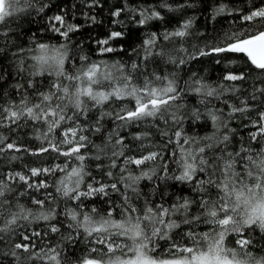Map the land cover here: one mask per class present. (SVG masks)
Segmentation results:
<instances>
[{"label":"snow or ice","instance_id":"snow-or-ice-1","mask_svg":"<svg viewBox=\"0 0 264 264\" xmlns=\"http://www.w3.org/2000/svg\"><path fill=\"white\" fill-rule=\"evenodd\" d=\"M23 0H0V22H5L7 18L16 13L24 11L18 7ZM89 7H97L100 0H85ZM48 5H42L37 11L43 12ZM28 8L33 5L28 3ZM160 8L167 9L169 12H175L185 7H191L188 4H180L176 8L168 3V0H160ZM128 13L131 15V23L136 25V29L151 28L154 21L163 20L164 17L156 6H137L131 7L127 3L123 7L117 8L111 12L113 17L111 23L122 25L123 21L119 17ZM238 13L242 29L225 32L218 42L207 44L204 48H196L194 55L189 59H198L199 57L215 56L216 64L228 61L224 68L223 79L219 86L212 87L203 83L201 80H194L198 85L194 88L197 93L207 97L219 99L225 93L233 95L242 94V85L248 81L249 76L254 71L260 76H264V0L258 3H252L251 8L246 10L230 9L226 3H219L214 9L213 19L220 15H235ZM87 15V14H85ZM92 23L98 21L95 16L91 17ZM50 30L64 39V43L51 45L43 42H35V53L31 56L33 61V71L30 76H42L45 73H54L57 81L51 85L47 92L39 93V103L30 104L27 94L21 96L19 104L11 101L7 104H0V126L6 124H17L22 119L33 121L43 120L48 124V133L45 134L47 146H41L35 151L21 149L14 142L6 143L4 137L0 136V155L5 151L13 152L29 151L31 155H40L54 152L57 156L67 158L63 167L57 164L51 168L33 167L29 169L30 175L22 173H9L8 179L18 180L27 185L28 189L39 191L47 189L49 184L46 180H33L41 175L53 173H64L56 182V192L68 201L80 202L77 207L83 209V199L91 197H109L112 193H120L123 198V210L120 212V219L113 218L116 206L110 207L106 216L96 219L97 209L92 208L91 212L66 208L63 215L70 219L69 228L76 231L77 237L84 236L85 243H95L103 248L91 247L83 258L79 259L78 264H264V257L255 258L247 249L252 245L251 239L244 238L246 230L259 229L264 233V150L260 153L243 155L246 149L232 154L228 153L227 158L223 154L216 157L206 155L208 151L217 149L218 144L229 142V135H224L222 140L215 143H207L198 147L195 151L188 150L179 145L182 133L177 131L175 136L180 147V159L177 161L178 175L169 176L167 174V165H164L165 176L161 179H171L180 185L188 184L192 193L199 194V200L187 196H177L176 202L170 207L163 204L147 206L140 214V210L130 205V197L127 191L130 189L137 193L135 185L141 179L151 180L156 174L155 169L151 172H141L139 176L123 175L128 165H135L138 168L145 165L146 162L155 161L161 157L162 153L158 151L149 152L147 155L127 156L125 149L131 150L126 144L124 137L119 136L115 139L113 148L119 146V151L112 152L110 169L118 167L117 159L123 158L124 166L120 168V179L114 183H103L92 177L86 171V159H100V155L95 157H86L83 150L90 144L89 138L84 135L86 128L81 123V117L87 119L88 113L92 109L106 106L109 103L127 100L130 104L134 101L133 107H121L119 111L102 112L100 119L105 116L118 122L119 127H131L140 122H146L149 119L156 121L164 119L167 122L165 113L178 95L179 90L175 78L167 76L154 75L149 77L144 75L143 83H139L141 73V64L139 58L133 62L130 67L123 62L107 64L103 61H91L87 55L79 57L80 66L73 64L74 71L68 72L65 68L69 56V42L71 34L78 32L81 28L79 24H70L67 22L65 14H56L49 18ZM193 20L187 19L179 24L172 31H165L160 34L156 31L146 32L141 44H138L133 53L143 50V62L147 64L150 58L157 56L163 57V51H157L158 41L162 38L169 43L183 44L185 39L191 35ZM126 31L110 30L107 36L96 41L98 54L103 56L107 53L123 51V44L119 48L111 46L113 42L125 39ZM186 51V49H179ZM237 59H242L248 71L244 69L236 70L232 67ZM176 63L175 60H171ZM184 59L179 60V65L185 64ZM24 69L21 68V71ZM195 77V73L193 74ZM2 79V77H0ZM64 80L69 81L68 84ZM264 84V80L258 81ZM33 81H28L27 87L32 88ZM25 86L15 85L17 91ZM250 99L253 103H264V87L257 88L255 83L252 85ZM241 106L229 105L231 117L235 113H247L252 111L251 105L247 99L240 101ZM257 117L251 123L256 129L250 133L253 141L259 137H264V111L256 109ZM71 112V115L67 113ZM217 129L223 124L221 117L214 113H209ZM175 119V117H173ZM65 122H70L65 126ZM95 127V132H100L101 128ZM226 127V124H223ZM63 129V131H61ZM51 133H57L59 139L48 140L47 136ZM118 133L109 136V142ZM167 135V133H163ZM148 137V133L137 134L134 140L142 141ZM209 141L214 137H207ZM172 141L169 140V143ZM184 144L190 143L189 139H184ZM143 147V145H141ZM101 153L103 148L96 146ZM175 156V153L173 154ZM15 158V157H13ZM69 160L79 161V165L71 167ZM243 171H236L237 167ZM100 168V165H97ZM70 168V170H69ZM198 174H207L208 179H200ZM108 177H113L114 173L109 170ZM88 177V180L85 178ZM216 177V179H213ZM124 184V192H121L119 184ZM86 184V189L82 190V185ZM215 189L216 199L213 200L210 192ZM12 191L11 188L0 180V197L5 192ZM184 192V188L180 189ZM23 195V193H21ZM50 196V194H49ZM32 203L39 206L42 210L39 213H32L31 210H25L21 206L22 214H12L7 225H17L19 220L29 223L44 221L48 224L47 231H33L31 234L21 233L22 239L14 244L10 253L0 251V257L6 258L7 255L19 260L16 250H22L27 253L36 248L33 243V237L47 236L48 232L57 233L60 228L56 226V219L60 213L53 210H43L46 200L32 198ZM199 205L201 215H190L189 209L193 205ZM6 202L0 199V214L5 210ZM11 207V205H7ZM187 214L183 219L184 225H192L203 221L205 224L212 225L213 228L204 233H195L188 231L185 233L188 241L184 245L172 243L169 249L170 258H159L155 256L158 242L160 240L171 239L169 233L173 230H179L181 223L171 219L174 214ZM55 221V222H54ZM0 229V232L7 231ZM82 230V232H81ZM230 234H237L241 238L235 241L239 250H243V256L240 255L237 248H230L226 245V238ZM65 239L72 240L69 235ZM130 242V243H129ZM106 248V252L103 249ZM61 249L49 247L47 253H33V258L42 259L47 264H67L60 258ZM119 252L120 255L115 254ZM99 254L93 255V254ZM107 257V258H106ZM2 264V260H0Z\"/></svg>","mask_w":264,"mask_h":264},{"label":"trees","instance_id":"trees-1","mask_svg":"<svg viewBox=\"0 0 264 264\" xmlns=\"http://www.w3.org/2000/svg\"><path fill=\"white\" fill-rule=\"evenodd\" d=\"M258 3L259 0H168V3L176 8L180 4H188L191 7H185L175 12H169L167 9L160 8V0H100V5L97 7H89L85 0H23L18 7L23 8L24 11L16 13L12 17L6 19L5 22H0V104H7L15 101L19 104L22 95L27 94L30 99V104L39 103V93L47 92L51 85L57 81L54 73H45L42 76L32 77L30 73L34 70L31 56L35 53V42H43L51 45L64 43V39L50 30L48 23L49 18L56 14H65L67 22L70 24H79L81 28L78 32L71 34L69 42V56L70 59L66 61L65 68L68 72L74 71L73 64L76 67L80 66L79 57L87 55L91 61L105 62L113 64L117 61L127 64L129 67L133 62L141 64V75L139 83H143L144 75L152 77L154 75L174 77L179 95L177 99L172 102L171 106L165 113L167 122L164 119L152 121L149 119L146 122L134 124L131 127H119L118 122L105 116L100 119L102 112L119 111L121 107H133L134 101L130 104L127 100L124 102L109 103L106 106L92 109L87 119L81 117V123L86 130L83 133L89 138L91 144L83 150L86 157H95L100 155V159H86V171L90 173L95 179L103 183H114L120 179V168L124 166L123 158L117 159L118 167L110 169L112 152L119 151V146L113 148L115 139L123 136L126 144L131 150L125 149L127 156L147 155L149 152H161V157L155 161L146 162L145 165L139 168L135 165H128L127 171L123 173L125 177L139 176L141 172H151L155 169V175L151 180L141 179L135 187L137 193H133L130 189L127 195L130 197V205L140 210V214L147 206H155L163 204L165 207H170L176 202L177 196H187L199 200L198 193H192L188 184L180 185L171 179H161L165 176L164 165H167V174L169 176L178 175L177 161L180 159V147L183 145L185 149L195 151L198 147H202L207 143H215L222 140L224 135H229L230 139L227 145L218 144L214 151L206 153L209 157H216L221 154L227 158L228 153H238L242 149L244 156L260 153L264 150V137H259L258 140L253 141L250 138V133L256 129L253 127L251 121L257 117L256 109L264 111V103L259 101L253 103L250 99L252 93V85L255 83L256 87H264V84L258 83L264 80V76L252 72L247 82L242 85V94L233 95L225 93L219 99L214 97H207L201 93H197L194 88L197 87L194 80H201L203 83L212 87L220 85L224 68L228 61H223L216 64V59L219 57L205 56L198 59H189L194 55L196 48H204L207 44L218 42L219 38L225 32L242 29V25L235 15H220L213 19L214 9L219 3H226L230 9L246 10L251 8L252 3ZM28 3L33 5L28 8ZM127 3L131 7L137 6H156V10L160 11L164 17L163 20L154 21V26L151 28L136 29L134 23L130 24L131 15L127 12L122 14L119 19L123 21L122 25H114L111 23L113 17L111 12L119 7H123ZM42 5H48L43 12L37 11ZM87 14V15H85ZM95 16L98 23L93 24L91 17ZM192 19L193 24L191 28V35L187 37L183 44L169 43L163 40L162 35L158 41L157 51H163V57L157 56L150 58L145 64L143 62L144 52L140 50L138 53H133V49L142 43L146 32L156 31L163 34L166 30L172 31L179 26L184 20ZM124 29L126 33L125 39L122 41L113 42L111 46L119 48L123 44V51L107 53L103 56L98 54L96 41L107 36L110 30ZM186 49V51H179V49ZM184 59L185 64L179 65V60ZM175 60L176 63H172ZM236 70L244 69L248 71L242 59H237L236 63L232 65ZM21 68L24 70L21 71ZM195 73V77L193 74ZM33 81V87L28 88L29 80ZM65 84L69 81L64 80ZM22 84L25 87L17 91L15 85ZM247 99L251 105L252 111L247 113H235L231 117L229 105L240 107V101ZM214 113L221 117L223 124L217 129L214 125L211 115ZM71 115V112L67 113ZM175 117V119H173ZM99 120L100 132H95L97 121ZM70 122H65V126ZM63 131V129H61ZM180 131L182 137L177 143L175 133ZM48 133V124L43 120L33 121L30 119H22L17 124H6L0 126V136L6 138V143L14 142L21 149H29L31 151L37 150L41 146H47L45 141V134ZM113 133L115 135L111 142L109 136ZM148 133V137L142 141L134 140L133 137L137 134ZM167 133V135H163ZM207 137H214L215 139L209 141ZM57 133L48 134L47 139H59ZM184 139H189L190 143L184 144ZM169 140L172 142L169 143ZM143 145V147H141ZM96 146L103 148L101 153ZM175 153V156L173 155ZM15 157V158H13ZM67 158L57 156L54 152L44 153L40 155H31L29 151L13 152L11 150L5 151L0 155V180H3L9 188L10 192H5L3 199L6 202L5 210L0 214V229L7 231L0 232V251L3 253H10L14 244L20 242L22 239L21 233L31 234L35 231H47L48 224L44 221L29 223L28 221L19 220L17 225L8 226L7 222L12 214H22L21 206L25 210H31L32 213H39L42 209L32 203V198L46 200L43 210H55L60 213L56 218L58 223L56 226L60 228L57 233L48 232L47 236L33 237V243L36 248L30 252H23L16 250L19 260L12 257L10 254L0 257L2 264H47L42 259L33 258V253L48 252L49 247H57L61 249L60 258L67 262V264H78L79 259L87 253L91 247L103 248L101 245L95 243H85L84 236L76 235L74 229L69 228L70 219L63 215L66 208L76 209V211L91 212L92 208L97 209L96 219L101 216H106L107 211L112 206H116L113 218L120 219V212L123 210V198L120 193H112L109 197H91L83 199L84 208L77 207L80 203L78 201H68L61 197L56 192L57 181L64 175V173H53L47 176L41 175L33 180H46L49 184L47 189L36 191L28 189L27 185L18 180L8 179L9 173L15 174L17 172L30 175L29 169L33 167L51 168L57 164L63 167ZM71 167L79 165V161L69 160ZM100 165V168L97 165ZM70 170V168H69ZM111 170L114 173L113 177H108L107 172ZM236 171H243L241 167H237ZM200 179L207 180V174H198ZM88 180V177L85 178ZM216 179V177H213ZM121 192H124V184L118 185ZM82 190L86 189V184L82 185ZM184 188V192L180 189ZM23 193V195H21ZM50 194V196H49ZM210 195L213 200L216 199L215 189H212ZM7 205H11L8 207ZM190 215L177 213L171 219L181 223L179 230L173 229L169 235L171 239L160 240L158 242L155 256L159 258H170L169 249L172 243L184 245L188 241L185 233L193 231L195 233H204L210 231L213 226L205 224L203 221L193 223L192 225H184L183 219H191L192 216L201 215L199 205H193L189 209ZM55 222V221H54ZM82 232V230H81ZM71 235L72 240L65 239ZM241 238L237 234H230L226 238V245L230 248H237L241 256L243 250H239L235 241ZM251 239L252 245L247 249L255 258L264 257V233L256 230H246L245 237ZM130 243V242H129ZM106 252V248L103 249ZM93 255H99L93 254ZM119 256L120 253L115 254ZM107 258V257H106Z\"/></svg>","mask_w":264,"mask_h":264}]
</instances>
